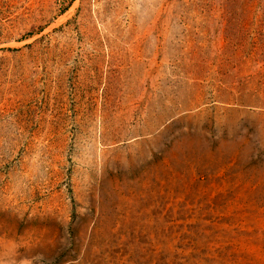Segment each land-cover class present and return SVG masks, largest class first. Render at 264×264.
<instances>
[{
    "label": "rangeland",
    "instance_id": "1",
    "mask_svg": "<svg viewBox=\"0 0 264 264\" xmlns=\"http://www.w3.org/2000/svg\"><path fill=\"white\" fill-rule=\"evenodd\" d=\"M0 264H264V0H0Z\"/></svg>",
    "mask_w": 264,
    "mask_h": 264
}]
</instances>
